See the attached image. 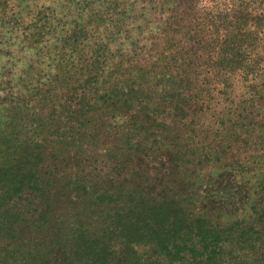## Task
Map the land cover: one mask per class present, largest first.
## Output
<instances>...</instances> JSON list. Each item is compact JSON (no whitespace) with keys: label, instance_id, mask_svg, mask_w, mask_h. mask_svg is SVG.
<instances>
[{"label":"trees","instance_id":"obj_1","mask_svg":"<svg viewBox=\"0 0 264 264\" xmlns=\"http://www.w3.org/2000/svg\"><path fill=\"white\" fill-rule=\"evenodd\" d=\"M76 1L21 27L0 264H264V0Z\"/></svg>","mask_w":264,"mask_h":264},{"label":"rangeland","instance_id":"obj_2","mask_svg":"<svg viewBox=\"0 0 264 264\" xmlns=\"http://www.w3.org/2000/svg\"><path fill=\"white\" fill-rule=\"evenodd\" d=\"M76 2V0H0V130L5 129L9 85L19 83L17 75L36 58L34 51L25 47L21 27L41 5L69 12L64 18L72 24L71 21L77 20V16L82 19L84 16V11L79 8L80 2ZM145 15L147 16L148 12ZM2 135L3 132L0 133V137Z\"/></svg>","mask_w":264,"mask_h":264}]
</instances>
